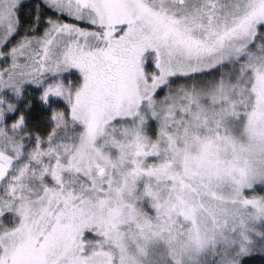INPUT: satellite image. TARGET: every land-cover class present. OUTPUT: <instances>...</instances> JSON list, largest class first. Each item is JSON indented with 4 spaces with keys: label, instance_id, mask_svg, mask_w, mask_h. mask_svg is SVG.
I'll return each mask as SVG.
<instances>
[{
    "label": "snow or ice",
    "instance_id": "1",
    "mask_svg": "<svg viewBox=\"0 0 264 264\" xmlns=\"http://www.w3.org/2000/svg\"><path fill=\"white\" fill-rule=\"evenodd\" d=\"M0 264H264V0H0Z\"/></svg>",
    "mask_w": 264,
    "mask_h": 264
}]
</instances>
